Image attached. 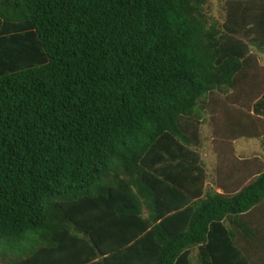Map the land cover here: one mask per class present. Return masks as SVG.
<instances>
[{
	"label": "trees",
	"instance_id": "1",
	"mask_svg": "<svg viewBox=\"0 0 264 264\" xmlns=\"http://www.w3.org/2000/svg\"><path fill=\"white\" fill-rule=\"evenodd\" d=\"M222 1L0 0V264H191L264 203L256 155L206 184L214 109L264 148V0Z\"/></svg>",
	"mask_w": 264,
	"mask_h": 264
},
{
	"label": "crops",
	"instance_id": "2",
	"mask_svg": "<svg viewBox=\"0 0 264 264\" xmlns=\"http://www.w3.org/2000/svg\"><path fill=\"white\" fill-rule=\"evenodd\" d=\"M207 184V182H206ZM215 193H222V187L213 186ZM230 230L224 234L223 230L213 228L208 239L191 249V264H205L200 258V253H204V258L208 262L217 264L223 253L230 259L229 264H264V203L257 205L252 210H248L239 218L230 217L221 221ZM209 233V231H208ZM244 255L246 263L240 259L238 254ZM225 264V263H224Z\"/></svg>",
	"mask_w": 264,
	"mask_h": 264
},
{
	"label": "rangeland",
	"instance_id": "3",
	"mask_svg": "<svg viewBox=\"0 0 264 264\" xmlns=\"http://www.w3.org/2000/svg\"><path fill=\"white\" fill-rule=\"evenodd\" d=\"M208 8L211 16L215 18L225 17V10L223 9V1L222 0H208ZM222 20V19H221ZM221 107L214 109L212 112L206 116L207 122L201 127L200 131V152L202 154V158L207 165L208 168V179L207 185L209 184L215 186L213 181H215L216 172L220 174H228L234 169L235 164L237 163L239 157H252L256 155L259 159L257 162H253V170L256 173L264 168V154H263V146L262 140L260 138H243L236 141H232L229 143V147L227 148V153L224 158L215 159L214 154V145H217V149H219L223 144V141H220V137H227L229 139L230 135L225 130V124L229 120V114L225 115L223 112L220 113ZM227 127V126H226ZM264 129V120L263 126L260 129V132ZM230 131V129H229ZM228 143V142H227ZM215 151V152H216ZM214 154V155H213ZM256 164V165H255Z\"/></svg>",
	"mask_w": 264,
	"mask_h": 264
}]
</instances>
